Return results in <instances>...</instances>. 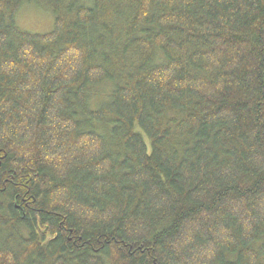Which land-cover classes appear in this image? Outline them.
Listing matches in <instances>:
<instances>
[{
  "label": "trees",
  "instance_id": "trees-1",
  "mask_svg": "<svg viewBox=\"0 0 264 264\" xmlns=\"http://www.w3.org/2000/svg\"><path fill=\"white\" fill-rule=\"evenodd\" d=\"M0 264H264V0H0Z\"/></svg>",
  "mask_w": 264,
  "mask_h": 264
},
{
  "label": "rangeland",
  "instance_id": "rangeland-1",
  "mask_svg": "<svg viewBox=\"0 0 264 264\" xmlns=\"http://www.w3.org/2000/svg\"><path fill=\"white\" fill-rule=\"evenodd\" d=\"M15 22L21 30L43 34L52 29L53 18L51 13L46 9L26 2L18 10L15 16Z\"/></svg>",
  "mask_w": 264,
  "mask_h": 264
}]
</instances>
